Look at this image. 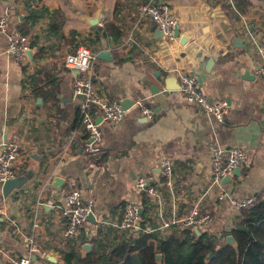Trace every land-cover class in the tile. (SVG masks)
Listing matches in <instances>:
<instances>
[{
	"label": "crops",
	"instance_id": "crops-1",
	"mask_svg": "<svg viewBox=\"0 0 264 264\" xmlns=\"http://www.w3.org/2000/svg\"><path fill=\"white\" fill-rule=\"evenodd\" d=\"M165 1L178 32L169 45L150 21L139 20L136 0H0L8 31H28L33 50L32 60H12L6 37H0V145L19 142L15 174L26 179L7 197L0 188L6 204V215L0 217L3 251L23 256L25 244L33 241L48 254L46 260L32 254L33 264H64L63 254L80 251L86 243L92 250V240L116 243L127 238L114 227L126 203L141 206L142 213L145 207L146 225L157 229L159 212L152 211L133 180L148 176L158 182L162 157L174 165L175 196L181 198L178 217L198 202L212 215L211 224L200 227L205 232L219 235L233 227L236 213L230 199L257 196L264 201V83L253 75L251 58L252 45L264 47V0H248L249 5L237 8L240 17L229 0ZM232 4L239 7L236 0ZM97 11L99 25L89 26ZM30 12L38 20L32 22ZM103 22L118 29L116 41L97 32ZM244 27L252 39L239 32ZM80 46L95 55L94 80L104 97L125 102L118 126L93 112L102 133L100 152L94 156L84 152L78 98L62 61ZM103 51L109 59L98 58ZM181 73L194 75L206 96L227 104L222 124L188 104L180 88L165 90L167 77L174 75L179 82ZM137 100L150 109L152 121L141 115ZM212 145L248 154L240 173L229 175V183L221 181L227 191L222 201L214 199L217 187L211 185ZM55 177L62 180L58 190L52 184ZM73 188L84 202L92 201L93 221L87 220L69 242L61 236V209L66 207L65 192ZM162 192L161 214L168 219L171 202L167 191ZM103 222L110 226L103 228Z\"/></svg>",
	"mask_w": 264,
	"mask_h": 264
},
{
	"label": "built area",
	"instance_id": "built-area-1",
	"mask_svg": "<svg viewBox=\"0 0 264 264\" xmlns=\"http://www.w3.org/2000/svg\"><path fill=\"white\" fill-rule=\"evenodd\" d=\"M138 1L139 20L147 19L154 28L159 31L163 42L167 45L175 41L176 21L171 13V9L165 0H136ZM230 7L236 16L240 17V12L232 4ZM7 17H0V37H6V54L12 60H24L27 52L31 49V43L28 36L23 35L18 29L8 31ZM244 37L252 39L251 30L246 27L239 30ZM251 58L253 59V75L264 83V47L252 45ZM251 47V46H250ZM63 66L73 78L72 91L78 98L77 109L80 114V124L83 129V149L88 156H94L100 152V143L102 133L95 117L118 126L124 116L125 110L119 100H112L104 97L102 91L95 83V73L93 64L95 55L90 47L80 46L74 52L67 54L63 59ZM180 91L185 101L201 111L202 114L212 118L217 123L222 124L228 113L227 104L218 99L206 96L202 90L197 78L188 73H181L179 76ZM142 116L148 121L153 120L150 109L142 100L134 103ZM96 116H95V114ZM75 135L71 133V136ZM72 136V137H73ZM74 138H72L73 140ZM211 151V185L217 187L214 199L222 201L227 197V191L222 187L221 181L231 175L235 169H241L248 162V154L240 148L230 147L225 150L216 145L210 146ZM19 156V142L16 140L6 141L0 145V188L11 179L16 178L15 169ZM158 182L150 177H136L133 180L134 188L142 195L146 201L154 206L159 212L160 223L157 227L151 228L143 225L141 219L142 208L139 205L126 203L122 208V215L119 224L114 225L120 234H126L136 237L140 233L157 234L159 238H165L184 228L207 227L212 222V215L209 211L201 209L199 203L194 204L183 217H178L177 207L181 202L180 197L175 196L174 165L171 159L162 157L157 163ZM166 190L170 198L171 207L169 218H164L162 208L164 204L163 192ZM66 207L61 209V215L65 219L64 227L61 230V236L66 241H73L77 238L83 224L88 220L92 213L93 203L88 200L83 201L81 192L78 189H70L64 194ZM256 197L236 200L230 199V206L235 213L242 210H249L255 204ZM6 215L5 199L0 197V217ZM151 216V215H150ZM103 228L110 226L103 222ZM216 235V234H215ZM218 236V235H217ZM27 253L23 256L8 254L0 248V257L4 264H33L31 256L37 254L46 260L47 252L36 245L33 241L25 244Z\"/></svg>",
	"mask_w": 264,
	"mask_h": 264
},
{
	"label": "trees",
	"instance_id": "trees-1",
	"mask_svg": "<svg viewBox=\"0 0 264 264\" xmlns=\"http://www.w3.org/2000/svg\"><path fill=\"white\" fill-rule=\"evenodd\" d=\"M236 1L239 9L249 5L248 0ZM29 18L32 22L38 20L33 13ZM96 30L101 37L113 41L120 37L112 22H103ZM19 31L28 35L24 29ZM141 219L143 225L150 221L145 207ZM233 220L231 229L219 232L217 242L214 241L217 236L214 238L200 227L197 232L188 227L165 238H159L156 233H140L116 243L96 240V244L92 240L93 249L85 257L73 249L63 254L62 260L64 264H157L156 255L161 254V264H264V201L256 196L253 207L236 213ZM227 235L233 237L236 248L225 243ZM209 254L212 257L207 260Z\"/></svg>",
	"mask_w": 264,
	"mask_h": 264
},
{
	"label": "water",
	"instance_id": "water-1",
	"mask_svg": "<svg viewBox=\"0 0 264 264\" xmlns=\"http://www.w3.org/2000/svg\"><path fill=\"white\" fill-rule=\"evenodd\" d=\"M101 18H102L101 12L100 11H97L93 16H91L88 19L89 26L94 27V26L99 25V23L101 21ZM177 34H178V32H177V28H176L175 29V38L177 37ZM27 56H28V58L30 60H32V58H33L32 57L33 56V50H29L27 52ZM98 58L107 60V59H109V54H108V52L103 51L100 54H98ZM178 88H180V86H179V82L177 81L176 77L174 75H169L167 77V79L165 80V90H175V89H178ZM122 107H123V109L125 108V102H122ZM239 171H240L239 169H235L233 171V173L234 174L235 173L236 174L237 173L239 174L240 173ZM25 180H26L25 178L18 177V178H14V179H11V180L6 181L3 184V186H2V194H3V196L4 197H7L13 190L20 189L24 185ZM225 181H227V182H225ZM229 182H230V178L228 176L225 177L222 180V183H229ZM52 184L58 190L62 186V180H61V178L55 177L53 179ZM140 213H142V211ZM88 220L89 221H93V215H92V213L89 214ZM194 231L197 232L198 229L197 228H194ZM225 243L228 244V245H230L233 248H236L237 247L236 242H235V240L233 239V237L231 235H227L225 237ZM91 247L92 246L89 243L83 244L81 246V248H80V254H81V256L82 257H85L91 251ZM211 257H212V255L209 254V256L207 257V260L209 258H211ZM156 262H157V264H161V254H157L156 255Z\"/></svg>",
	"mask_w": 264,
	"mask_h": 264
},
{
	"label": "rangeland",
	"instance_id": "rangeland-1",
	"mask_svg": "<svg viewBox=\"0 0 264 264\" xmlns=\"http://www.w3.org/2000/svg\"><path fill=\"white\" fill-rule=\"evenodd\" d=\"M214 99V98H213ZM219 124V123H218ZM19 150H20V144H19ZM174 177H175V175H174ZM211 235H213V237L215 238V236H217L218 235V233H210ZM216 234V235H215ZM218 238H215V240L214 241H218L219 240V237H220V235H218L217 236Z\"/></svg>",
	"mask_w": 264,
	"mask_h": 264
}]
</instances>
